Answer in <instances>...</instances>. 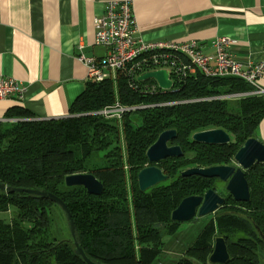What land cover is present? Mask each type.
<instances>
[{"label": "trees", "instance_id": "1", "mask_svg": "<svg viewBox=\"0 0 264 264\" xmlns=\"http://www.w3.org/2000/svg\"><path fill=\"white\" fill-rule=\"evenodd\" d=\"M117 76L88 80L65 117L35 119L22 109L10 111L22 119L0 125V182L58 195L72 213L76 241L91 260L152 264L162 252L164 237L179 228L172 211L186 196L214 188L217 179L183 177L181 172L192 166L233 165L235 154L255 137L264 118V95L252 93V85L232 76L197 72L158 92L145 90L156 84L153 79L130 81L124 71ZM236 94L242 96L232 97ZM117 101L154 105L128 111L120 121L94 113ZM213 128L229 132L231 142L192 139L195 132ZM168 129L177 131L170 144L180 145L184 154L150 163L148 148ZM151 164L168 178L142 191L138 173ZM80 172L93 173L104 184L103 192L95 195L83 186L65 184L67 175ZM245 175L250 200L236 201L228 194L227 210L215 213L177 264H213L209 256L217 236L226 238L230 253L223 264H259L257 249L264 248V240L255 225L264 234V163H255ZM10 210L11 220H0V264H88L76 253L72 235L60 236L57 212L66 215L57 203L0 190V211Z\"/></svg>", "mask_w": 264, "mask_h": 264}, {"label": "crops", "instance_id": "2", "mask_svg": "<svg viewBox=\"0 0 264 264\" xmlns=\"http://www.w3.org/2000/svg\"><path fill=\"white\" fill-rule=\"evenodd\" d=\"M106 1L0 0V72L26 86L22 100L0 99V125L22 119L9 114L14 108L35 119L69 115L89 80L78 56L107 51L95 42L94 24ZM132 6L135 36L146 42L194 39L213 54V40L225 36L239 60L263 56L264 0H132ZM255 137L264 143V118Z\"/></svg>", "mask_w": 264, "mask_h": 264}, {"label": "built area", "instance_id": "3", "mask_svg": "<svg viewBox=\"0 0 264 264\" xmlns=\"http://www.w3.org/2000/svg\"><path fill=\"white\" fill-rule=\"evenodd\" d=\"M94 24L95 42L106 47L107 51L100 57L82 53L78 56L88 68L89 80H116L118 72L124 71L127 78L133 81L145 72L165 68L173 80L172 88L175 79L181 82L199 72L207 77H238L252 85L254 93H264V88L259 85L264 79V50L262 58L254 62L239 60L229 49L232 40L225 36L213 40V54L206 53L202 44L194 39L146 42L135 36L137 21L132 0H107L103 14L95 17ZM160 89L169 90L160 87L157 81L145 86V90L150 92ZM25 91L26 86L22 82L0 72V99L16 97L22 100ZM152 105H124L117 101L94 113L121 120L128 111Z\"/></svg>", "mask_w": 264, "mask_h": 264}, {"label": "water", "instance_id": "4", "mask_svg": "<svg viewBox=\"0 0 264 264\" xmlns=\"http://www.w3.org/2000/svg\"><path fill=\"white\" fill-rule=\"evenodd\" d=\"M169 70L161 68L145 72L138 76V80L154 79L159 86L164 89H170L173 86V80L170 78ZM177 137L175 129L164 130L160 133L157 140L148 148L147 158L150 163H158L168 157H181L184 152L178 144H170ZM192 139L196 142L206 144H227L231 142L232 137L229 132L223 128H213L195 132ZM234 165H212L207 167L192 166L181 172L183 177L199 175L205 178H218L227 182L226 189L237 201L248 202L251 198L250 186L246 178V171L255 163H264V143L256 137L249 138L243 146L237 151L234 157ZM168 175L156 164L147 165L138 173V184L142 191L165 181ZM67 186H83L86 190L95 195H100L104 190V184L90 172H80L67 175L65 177ZM0 190L26 192L28 194L39 195L57 203L64 211L72 237L75 243V251L81 255L88 264H105L101 261H93L86 254L81 244L76 241L75 222L66 203L56 194L47 190H37L28 188H18L6 186L0 182ZM225 198L215 189H208L203 195H190L181 200L178 206L172 211L171 219L173 221L183 222L193 219L196 215H207L215 213L223 205ZM262 239L264 234L261 229L255 225ZM230 258L227 240L224 236L215 238L213 251L209 256V262L213 264H223Z\"/></svg>", "mask_w": 264, "mask_h": 264}, {"label": "rangeland", "instance_id": "5", "mask_svg": "<svg viewBox=\"0 0 264 264\" xmlns=\"http://www.w3.org/2000/svg\"><path fill=\"white\" fill-rule=\"evenodd\" d=\"M242 95H234L232 97H240ZM120 121V120H118ZM235 162L233 161V165ZM216 187L223 193L227 194L228 192L225 188V184L223 182H216ZM240 211H243V208H239ZM221 212V211H219ZM217 214L210 213L207 215H196L193 219L189 221L180 222L179 228L176 233L172 235H166L164 237V247L162 249L161 254L155 259L152 264H177V261L181 258V256L185 255L186 249L191 247L196 242L199 233L205 227L207 222L212 218L214 221L215 216ZM12 217V212L10 211H0V220H4L9 222ZM61 216L57 212L58 221L61 223L60 226L63 229L60 232L61 237L69 238L71 234V230L66 217ZM57 225L54 227L56 228ZM55 234H57L54 231ZM173 250V251H172ZM175 251V253H174ZM176 251H181L182 254L178 257ZM257 253L259 255V264H264V248L263 246H259L257 249Z\"/></svg>", "mask_w": 264, "mask_h": 264}, {"label": "flooded vegetation", "instance_id": "6", "mask_svg": "<svg viewBox=\"0 0 264 264\" xmlns=\"http://www.w3.org/2000/svg\"><path fill=\"white\" fill-rule=\"evenodd\" d=\"M216 182H223L224 184H225V188H226V186H227V182H224V181H222V180H220V179H216L215 181H214V188L213 189H215L217 192H219L220 193V195H222L224 198H225V202H224V204L223 205H221L219 208H218V210L216 211V212H219V211H221V210H223V208L224 209H226L227 210V204H226V200H227V194H223L217 187H216ZM227 190V189H226ZM227 192L229 193V191L227 190ZM230 194V193H229ZM237 201V200H236ZM215 212V213H216Z\"/></svg>", "mask_w": 264, "mask_h": 264}]
</instances>
